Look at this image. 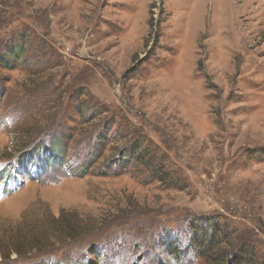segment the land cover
I'll return each instance as SVG.
<instances>
[{
    "label": "rangeland",
    "instance_id": "rangeland-1",
    "mask_svg": "<svg viewBox=\"0 0 264 264\" xmlns=\"http://www.w3.org/2000/svg\"><path fill=\"white\" fill-rule=\"evenodd\" d=\"M62 214L0 264H264V0H0V233Z\"/></svg>",
    "mask_w": 264,
    "mask_h": 264
},
{
    "label": "trees",
    "instance_id": "trees-1",
    "mask_svg": "<svg viewBox=\"0 0 264 264\" xmlns=\"http://www.w3.org/2000/svg\"><path fill=\"white\" fill-rule=\"evenodd\" d=\"M24 158L25 154L24 156H22V159ZM52 221L53 222L49 221L48 223L50 228H46L47 225H45L41 221H36L33 223L25 222L15 225L16 227L12 226V224L10 223L6 224L7 228L2 229L3 232L0 233V257L2 258V260H9L12 258L13 254H16L19 259H22L25 262L33 261L32 259L38 257V255L36 256L35 253L41 254L42 252H46L50 248V242L55 241L53 243L63 244L67 240H75L82 236L84 230L81 229L80 231V228L77 227L79 223H76L72 216L70 219L62 214ZM39 223L42 224L40 225V227H37ZM1 228L2 227L0 226V229ZM40 229H43L41 236L37 235L36 237H34L33 235L36 232L40 231ZM199 231L200 229L196 227V231H194L193 244H196V246L201 249L207 243L203 238V235H206L208 237V234L203 232L201 235V232ZM213 240L214 237L211 238V243L214 244ZM227 243L228 246H230V243L226 242V244ZM239 253L243 255V249H241ZM236 259L237 258H235V260ZM227 261L228 253L224 252L223 262L226 264ZM43 262H48V264H50V262L46 260H44Z\"/></svg>",
    "mask_w": 264,
    "mask_h": 264
}]
</instances>
